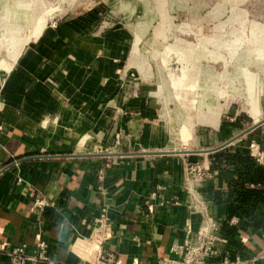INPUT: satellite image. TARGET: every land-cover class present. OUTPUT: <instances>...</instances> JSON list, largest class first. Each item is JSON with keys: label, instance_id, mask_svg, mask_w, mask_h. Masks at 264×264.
<instances>
[{"label": "crops", "instance_id": "obj_1", "mask_svg": "<svg viewBox=\"0 0 264 264\" xmlns=\"http://www.w3.org/2000/svg\"><path fill=\"white\" fill-rule=\"evenodd\" d=\"M107 8L96 3L50 26L6 81L0 242L32 249L43 241L54 261L89 264L105 210L113 230L105 253L116 264H156L196 239L207 220L224 240L210 262L264 264V182L249 177L243 188L261 197L246 202L242 166L213 159L247 154L253 141L264 146V124L235 139L263 121L262 112L213 109L203 92L194 113L190 91L175 88L174 16L161 12L149 37L112 21ZM232 140L213 154H187ZM193 160L206 162L211 177L188 192L185 164ZM37 195L52 205L42 213L32 211Z\"/></svg>", "mask_w": 264, "mask_h": 264}, {"label": "rangeland", "instance_id": "obj_2", "mask_svg": "<svg viewBox=\"0 0 264 264\" xmlns=\"http://www.w3.org/2000/svg\"><path fill=\"white\" fill-rule=\"evenodd\" d=\"M96 3L149 37L161 12L174 16L175 88L190 91L194 113L204 92L213 109L264 117V0H0V103L15 65L43 33Z\"/></svg>", "mask_w": 264, "mask_h": 264}, {"label": "built area", "instance_id": "obj_3", "mask_svg": "<svg viewBox=\"0 0 264 264\" xmlns=\"http://www.w3.org/2000/svg\"><path fill=\"white\" fill-rule=\"evenodd\" d=\"M248 154L256 164L264 168V146L253 141L248 146ZM211 177L209 165L202 160L187 161L185 164V184L188 192ZM52 205L41 195H37L32 211L42 213ZM235 222V219L233 220ZM112 225L107 211H103L97 220L91 240L93 255L88 259L89 264H116L112 253H105V246L112 237ZM222 239L218 236L216 224L207 220L206 225L198 233L196 239L188 238L184 245L171 248V256L159 259L156 264H253L237 261L231 263L225 259L221 263L210 262L217 256L215 245ZM224 241V240H222ZM5 256L9 264H60L49 256L47 243L40 241L32 249L25 245L5 249L0 242V257Z\"/></svg>", "mask_w": 264, "mask_h": 264}, {"label": "trees", "instance_id": "obj_4", "mask_svg": "<svg viewBox=\"0 0 264 264\" xmlns=\"http://www.w3.org/2000/svg\"><path fill=\"white\" fill-rule=\"evenodd\" d=\"M215 163H223L234 166L235 168L242 166L243 172L240 174L239 188L242 192L243 199L246 202H254L257 198L261 197V192L245 190L244 184L251 177L250 182L260 183L264 182V168L255 163L253 158L247 153L245 154H232L229 150L223 153L213 155Z\"/></svg>", "mask_w": 264, "mask_h": 264}, {"label": "water", "instance_id": "obj_5", "mask_svg": "<svg viewBox=\"0 0 264 264\" xmlns=\"http://www.w3.org/2000/svg\"><path fill=\"white\" fill-rule=\"evenodd\" d=\"M264 124V120L263 121H260L258 123H255L250 129H248L247 131H245L242 135L238 136L237 138L235 139H239L240 137L246 135L247 133H249L250 131L256 129L257 127H259L260 125H263ZM234 139V140H235ZM230 141L228 142L227 144L223 145L222 147H219V148H216V149H210V150H205V151H193V152H187V154H190V155H208V154H213V153H216L218 152L219 150H222L223 148H225L227 145L233 143V141Z\"/></svg>", "mask_w": 264, "mask_h": 264}, {"label": "bare ground", "instance_id": "obj_6", "mask_svg": "<svg viewBox=\"0 0 264 264\" xmlns=\"http://www.w3.org/2000/svg\"><path fill=\"white\" fill-rule=\"evenodd\" d=\"M137 51H138V50L135 49V51H134L135 54H133L134 57H136V55H137Z\"/></svg>", "mask_w": 264, "mask_h": 264}]
</instances>
